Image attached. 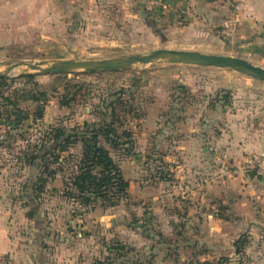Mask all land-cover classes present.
Returning a JSON list of instances; mask_svg holds the SVG:
<instances>
[{"label": "rangeland", "instance_id": "1", "mask_svg": "<svg viewBox=\"0 0 264 264\" xmlns=\"http://www.w3.org/2000/svg\"><path fill=\"white\" fill-rule=\"evenodd\" d=\"M162 1L0 0V70L21 60H95L159 48L233 55L264 67V34L211 35L168 15ZM36 80L47 93L44 117L15 128L0 124L2 193L17 195L21 182L36 180V167L23 155L47 130L98 120L109 90L132 91L120 111L132 134L125 145L130 151L110 147L130 195L116 206L98 200L82 207L67 198L68 207H60L76 218L74 229L56 232L54 243L68 246V264H121L123 258L133 264H264V178L248 174V159L264 152L263 80L229 68L165 62ZM24 84L17 79L11 88ZM76 92L70 105H61ZM21 106L33 113L38 103ZM81 150L77 143L63 155ZM77 160L66 161L57 176L63 194ZM54 179L37 193L44 208L57 203L49 194ZM11 199L3 204L16 202Z\"/></svg>", "mask_w": 264, "mask_h": 264}, {"label": "trees", "instance_id": "2", "mask_svg": "<svg viewBox=\"0 0 264 264\" xmlns=\"http://www.w3.org/2000/svg\"><path fill=\"white\" fill-rule=\"evenodd\" d=\"M59 76L67 77L68 74H59ZM17 79L24 80L25 84L12 90L11 84ZM38 85L36 75L33 74L16 78H0V124L6 123L10 128H15L23 120L32 118L37 121L44 117L47 93L38 89ZM78 93L76 92L70 98H63L61 105H70ZM129 93L132 91L127 88L117 91L109 90L107 98H104L99 106L100 118L98 120L86 121L83 125L75 126L54 125L46 131L39 143L25 152L24 160L29 166H35L37 169L36 180H28L24 185V189L32 193L33 199L37 200L39 197L37 193L45 191L50 179L64 172L66 161H73L75 158H78V162L64 180L67 187L64 195L69 200H73L75 204L78 203L82 207H89L98 200L109 206H116L129 197L130 182L123 176L110 150L111 147L116 151L121 149L130 151L125 145L132 134L128 128H124L120 117V111L125 109H123V104H126V94ZM217 99L219 100L220 97L218 96ZM28 100L38 103L33 113L21 106L22 101ZM123 138L125 141H122ZM77 143H82L80 155H63ZM243 243V239L236 241L239 252L242 250ZM122 257H124L123 254ZM133 263V261L130 262V258H123L121 264ZM100 264L103 263L100 262Z\"/></svg>", "mask_w": 264, "mask_h": 264}, {"label": "crops", "instance_id": "3", "mask_svg": "<svg viewBox=\"0 0 264 264\" xmlns=\"http://www.w3.org/2000/svg\"><path fill=\"white\" fill-rule=\"evenodd\" d=\"M162 3L171 17L186 20L191 26L200 25L211 35L218 33L227 38L237 29L242 35L264 34V0H163ZM259 28L262 31L257 33ZM26 182L20 183L17 195L0 190V253L9 256L10 264H68L70 249L66 244L62 248L54 243L56 232L62 234L66 230L69 235L76 221L69 210L60 207L68 204L62 192V178L53 180L54 191L51 189L49 193L52 198L57 197L56 205L45 208L38 202L39 198L33 199L32 193L24 189ZM10 197L13 202L25 203H6L7 207L3 203ZM62 218L65 225H60Z\"/></svg>", "mask_w": 264, "mask_h": 264}, {"label": "water", "instance_id": "4", "mask_svg": "<svg viewBox=\"0 0 264 264\" xmlns=\"http://www.w3.org/2000/svg\"><path fill=\"white\" fill-rule=\"evenodd\" d=\"M188 63L201 66H214L234 69L264 81V67L247 59L216 53H207L199 50L174 48H159L146 54H133L127 57L106 59H60L55 61H26L21 60L0 70V78L10 77L15 70L18 76L54 75V74H81L90 72L127 70L136 65L155 63ZM250 177L257 176L262 180L264 174L254 167L248 171Z\"/></svg>", "mask_w": 264, "mask_h": 264}, {"label": "built area", "instance_id": "5", "mask_svg": "<svg viewBox=\"0 0 264 264\" xmlns=\"http://www.w3.org/2000/svg\"><path fill=\"white\" fill-rule=\"evenodd\" d=\"M251 167L264 168V152L254 154L248 159ZM0 264H10L9 256L5 253H0Z\"/></svg>", "mask_w": 264, "mask_h": 264}]
</instances>
